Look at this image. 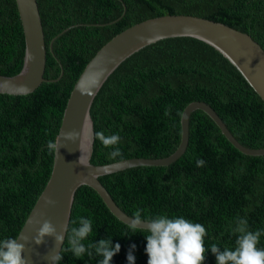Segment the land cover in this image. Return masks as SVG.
<instances>
[{"label": "trees", "instance_id": "trees-1", "mask_svg": "<svg viewBox=\"0 0 264 264\" xmlns=\"http://www.w3.org/2000/svg\"><path fill=\"white\" fill-rule=\"evenodd\" d=\"M36 1L46 44L45 81L27 94L0 93V239L16 238L43 190L53 155L47 145L55 141L70 92L87 62L114 35L151 17L190 14L248 33L264 49V0ZM23 54L15 0H0V74H16ZM192 101L209 104L243 145L264 147V104L204 50L167 41L130 55L101 86L90 108L94 134H119L122 155L111 159L112 149L94 135L91 163L170 155L180 142L182 108ZM200 159L205 164L197 167ZM99 180L130 216L140 209L145 218L183 216L202 223L206 246L234 248L237 217L246 218L252 231L264 230V155L237 150L201 109L191 113L187 148L173 163L134 166ZM80 217L93 224L86 245L101 238L121 245L112 264H128L133 244L135 264H147L148 233L123 234L130 231L127 224L87 185L75 192L69 226H78ZM259 246L264 247V235ZM61 250L60 264L101 259L94 253L75 258L66 236ZM204 264H216L210 248Z\"/></svg>", "mask_w": 264, "mask_h": 264}, {"label": "water", "instance_id": "water-1", "mask_svg": "<svg viewBox=\"0 0 264 264\" xmlns=\"http://www.w3.org/2000/svg\"><path fill=\"white\" fill-rule=\"evenodd\" d=\"M15 3L24 37L23 61L16 74H0V93L22 95L34 91L45 81L46 44L37 1L15 0ZM167 41L184 42L204 50L230 70L264 104V49L248 33L190 14L160 15L131 25L102 45L77 78L55 136V141L61 139L58 155L53 152L43 190L21 221L16 238L21 235L34 237L44 220H51L58 231L62 230L61 226L69 223L74 195L81 185L93 188L117 219L125 224L130 222L134 217L116 204L99 177L134 166L173 163L187 148L189 118L196 109L204 111L237 150L247 155H264V147L250 148L240 143L209 104L192 101L182 108L180 142L170 155L161 158L132 157L107 164L91 163L94 123L90 108L101 86L130 55ZM49 49L52 50V41ZM60 76L50 81L58 80ZM71 130L79 136L75 141L65 142L62 133ZM48 198L54 203L46 204ZM147 223L142 221L145 226ZM20 242L25 243L23 255L28 264H54L48 257L54 251H60L63 245L58 247L53 236H46L41 244H36L33 239Z\"/></svg>", "mask_w": 264, "mask_h": 264}, {"label": "clouds", "instance_id": "clouds-1", "mask_svg": "<svg viewBox=\"0 0 264 264\" xmlns=\"http://www.w3.org/2000/svg\"><path fill=\"white\" fill-rule=\"evenodd\" d=\"M64 141H75L79 136L75 130L62 133ZM95 139H98L105 148L112 149L109 153L111 159L122 155L119 147L121 141L119 134L105 135L103 131L95 132ZM50 152L58 155L61 147L59 141H49L47 145ZM205 161L197 160V167H202ZM46 204H53L54 201L48 198ZM134 219L126 221L130 231L123 234H136L147 232L146 248L148 260L147 264H204L206 255L209 251L216 257V264H264V247H260V238L264 235V230L252 231L248 227L246 218L237 217L235 227L232 229L236 235L235 247H224L223 249L217 244L206 246L205 237L207 229L202 223L193 222L183 216L169 218L167 215H158L155 217L145 218L142 216V210H136L133 215ZM147 221V225L142 224ZM39 223V221H37ZM76 224V221H72ZM62 230L58 231L57 226L51 220H44L40 227L36 229V235L29 238L28 236H19L18 238L0 239V264H28L24 257L25 243L33 239L36 244L44 242L46 236L55 237L57 246L65 243V234L69 250L77 259H82L85 254L92 257H101L97 264H112L113 257L120 252L121 245L113 244L112 238H101L98 242L94 241L85 244L93 231L92 220L87 217H80L78 226L70 227L69 224L61 226ZM136 245H131L127 254L128 264H135L136 257L133 249ZM62 250L54 251L48 259L54 264H60L63 260Z\"/></svg>", "mask_w": 264, "mask_h": 264}]
</instances>
